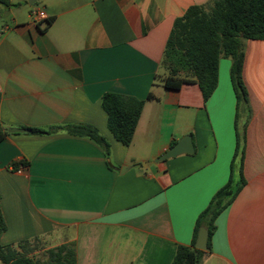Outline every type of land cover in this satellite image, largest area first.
<instances>
[{
    "label": "crops",
    "instance_id": "1",
    "mask_svg": "<svg viewBox=\"0 0 264 264\" xmlns=\"http://www.w3.org/2000/svg\"><path fill=\"white\" fill-rule=\"evenodd\" d=\"M210 1L11 0L0 6L1 124L48 130L89 124L111 151L107 157L101 145L65 128L8 131L0 142L2 245L28 240L37 258L74 243L78 264H171L228 182L240 133L246 184L217 217L202 264H264V40L243 41L248 101L238 123L230 58L220 59L208 100L194 81L179 89L164 84L175 20ZM35 9L45 17L33 15ZM108 91L145 100L129 145L108 128L102 106ZM186 135L192 153L157 161ZM234 177L239 180L237 171Z\"/></svg>",
    "mask_w": 264,
    "mask_h": 264
},
{
    "label": "trees",
    "instance_id": "2",
    "mask_svg": "<svg viewBox=\"0 0 264 264\" xmlns=\"http://www.w3.org/2000/svg\"><path fill=\"white\" fill-rule=\"evenodd\" d=\"M11 0H0V6L11 5ZM52 19L49 20V24ZM246 39L264 40V0H211L208 4H193L178 17L167 40L163 63L168 71L164 78L167 88L179 89L184 83L199 84L204 99L208 100L219 82V65L222 57L230 58L231 80L237 96V123L239 107L248 101V92L243 81L244 47ZM149 98L152 97L150 94ZM145 100L116 92H105L102 106L107 113V125L114 137L129 145L134 137ZM65 128L70 134L85 136L99 145L110 156V143L93 125L69 124L50 130L27 128L32 133H48ZM8 129L0 122V142ZM245 156L244 139L238 133L237 147L232 162V173L228 182L213 195L208 206L197 218L194 237L190 245H179L171 264H202L207 251L196 248L199 229L209 231L208 247L216 229V219L236 198L246 184L243 175ZM17 166V164H14ZM239 174L236 180L235 172ZM7 225L0 198V236ZM29 241L2 245L1 264H78L74 243H64L46 250L45 259L30 255Z\"/></svg>",
    "mask_w": 264,
    "mask_h": 264
},
{
    "label": "water",
    "instance_id": "3",
    "mask_svg": "<svg viewBox=\"0 0 264 264\" xmlns=\"http://www.w3.org/2000/svg\"><path fill=\"white\" fill-rule=\"evenodd\" d=\"M36 0H29L30 3L35 2ZM9 132H26L28 131L25 128L20 127H10L8 128ZM194 151L193 141L190 135L183 136L176 144H174L169 150L157 158V161L168 159L173 156H177L183 153H192ZM208 239L209 231L205 226H202L199 229L197 240L195 243L196 248L204 251H208Z\"/></svg>",
    "mask_w": 264,
    "mask_h": 264
},
{
    "label": "built area",
    "instance_id": "4",
    "mask_svg": "<svg viewBox=\"0 0 264 264\" xmlns=\"http://www.w3.org/2000/svg\"><path fill=\"white\" fill-rule=\"evenodd\" d=\"M32 14L36 15V16H38L40 18L45 17V13L43 11H41V10H38V9L33 10Z\"/></svg>",
    "mask_w": 264,
    "mask_h": 264
},
{
    "label": "rangeland",
    "instance_id": "5",
    "mask_svg": "<svg viewBox=\"0 0 264 264\" xmlns=\"http://www.w3.org/2000/svg\"><path fill=\"white\" fill-rule=\"evenodd\" d=\"M225 59H227V60H229L228 58H225ZM166 68V67H165ZM237 178V177H236ZM44 257H45V252H42V253H40L39 255H38V259H40V260H42V259H44Z\"/></svg>",
    "mask_w": 264,
    "mask_h": 264
}]
</instances>
